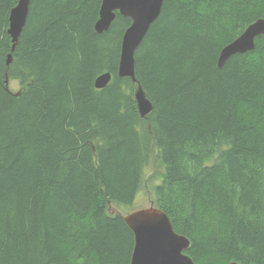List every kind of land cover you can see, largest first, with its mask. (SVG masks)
I'll use <instances>...</instances> for the list:
<instances>
[{
	"label": "trees",
	"instance_id": "1",
	"mask_svg": "<svg viewBox=\"0 0 264 264\" xmlns=\"http://www.w3.org/2000/svg\"><path fill=\"white\" fill-rule=\"evenodd\" d=\"M17 1L0 0V264H130L133 232L108 209L134 200L150 158L163 177L149 201L190 240L184 253L264 264V35L216 63L264 0H164L135 81L118 74L129 16L98 33L101 0H30L12 50Z\"/></svg>",
	"mask_w": 264,
	"mask_h": 264
},
{
	"label": "water",
	"instance_id": "2",
	"mask_svg": "<svg viewBox=\"0 0 264 264\" xmlns=\"http://www.w3.org/2000/svg\"><path fill=\"white\" fill-rule=\"evenodd\" d=\"M163 2L164 0H102V8L99 11L100 18L96 22L99 27L104 29L109 27L114 17L112 11L116 8L123 15L130 16L133 19L132 24L126 29L122 38L120 74H133L134 50L144 37L150 24L159 15ZM28 4V0H22L19 8L13 10L10 14V21L15 29L14 42L12 43L13 47L17 44V36L26 23ZM263 20L258 19L255 23L250 24L244 34L238 35L220 50L217 58L218 68H221L230 56L236 53L247 52L246 50L248 49H254V36L259 34L264 35ZM11 61L12 57L10 55L6 60V64L9 65ZM106 80L107 75H103L97 79L96 84L100 85ZM135 98L139 103V109L142 114L150 109V102L146 99L140 87H138L135 93ZM186 245L187 241L183 237L177 236L170 231L159 229L143 236L140 246L134 254L132 264H192L182 254V249Z\"/></svg>",
	"mask_w": 264,
	"mask_h": 264
},
{
	"label": "bare ground",
	"instance_id": "3",
	"mask_svg": "<svg viewBox=\"0 0 264 264\" xmlns=\"http://www.w3.org/2000/svg\"><path fill=\"white\" fill-rule=\"evenodd\" d=\"M21 1H22V0H18V1H17V4H16L14 7L11 8L10 13H9L8 29H7V31H8V33L10 34L11 38H12V43L14 42L15 29H14L13 25L11 24V21H10V14H11V12H12L13 10L19 8ZM28 1H29V4H28V13H29L30 0H28ZM101 8H102V0H101V4H100L99 11H100ZM115 10H118V11L120 12V10H119L118 8L114 9V10L112 11V12L114 13V17H115ZM120 13H121V12H120ZM121 14H122V13H121ZM159 14H160V12H159ZM158 16H159V15H158ZM158 16H157V17H158ZM114 17H113V19H114ZM129 17H130V16H129ZM99 18H100V16H99ZM99 18H98V19H99ZM130 18H131V17H130ZM113 19H112V21H113ZM260 19H263V18H260ZM112 21H111V22H112ZM263 21H264V20H263ZM96 22H97V21H96ZM96 22H95V25H94L95 30H96V31H99L100 33L103 32V31H105V30H107V29L109 28V27H108L107 29L101 28V27H99V26L96 24ZM111 22H110V24H111ZM132 22H133V19L131 18V23H130V25L132 24ZM253 23H255V22H253ZM253 23H251V24H253ZM110 24H109V26H110ZM130 25H129L128 27H130ZM128 27H127V28H128ZM248 27H249V26H248ZM248 27L243 31V33H241V35L244 34V33L246 32V30L248 29ZM127 28H126V29H127ZM125 31H126V30H125ZM125 31H124V33H125ZM21 32H22V30H21ZM21 32L18 34L17 39L19 38ZM99 32H98V33H99ZM124 33H123V35H124ZM259 35H260V34H259ZM256 36H258V35H256ZM256 36H254V42H253V43H254V46H255V37H256ZM122 38H123V36H122ZM142 39H143V38H142ZM141 41H142V40H141ZM141 41H140V43H141ZM121 43H122V40H121ZM140 43H139V44H140ZM139 44H138V45H139ZM138 45H137V47H138ZM15 46H16V45H15ZM254 46H253V47H254ZM137 47H136V48H137ZM14 48H15V47H13V45H12V50H14ZM136 48H135V50H136ZM252 49H253V48H252ZM135 50H134V52H135ZM220 50H221V49H220ZM248 50H251V49H248ZM246 51H247V50H246ZM10 55H11V57H12V54H11V53H9L8 57H9ZM133 57H134V53H133ZM120 62H121V56H120V59H119L118 74H119L120 76H130L131 79L135 81L134 71H133V74H132V75H122V74H120ZM225 62H226V61H225ZM214 63H215V61H214ZM216 63H217V61H216ZM103 75H107V80H106L105 82H102L100 85L96 84L97 79H98L99 77L103 76ZM110 80H111V73H110L109 71H106V72L101 73L99 76H97V77L95 78L94 85H95L96 88H102V87L106 86ZM5 81H6V80H5ZM141 89H142V88H141ZM142 91H143V90H142ZM143 93H144V91H143ZM152 94H153V93H152ZM144 95H145V93H144ZM145 97H146V95H145ZM1 99H3V98H1ZM146 99H148V97H146ZM148 101H149V99H148ZM149 102H150V101H149ZM149 102H148V103H149ZM142 103H143V102H142ZM149 104H150V109H148L144 114H142V113L140 112V109H139V103L137 102L138 109H139V112H140L141 115H145V114H147V113L151 110V108H152V104H151V103H149ZM161 134H162V133H161ZM163 135H164V134H163ZM164 143H165V142H164ZM164 146H165V145H164ZM108 210H109L112 214L120 213V212H119L120 210H116V209H114V207H110ZM120 214L122 215V217H123L125 223L127 224V226H128V227L132 230V232H133L134 245H133V250H132V254H131L130 264L133 263L134 254H135L136 250L139 248L143 236L148 235V234H150V233H153V232H155V231H157V230H159V229H164V230L170 231L171 233L176 234L177 236H181V237H183V238L187 241V245L182 249V254L185 255V256L191 261L192 264H196V263L193 261V259H192L189 255H187L186 253L183 252L184 250H186V249L190 246V240H189L185 235L180 234V233H177V232L174 230L173 226H172V223H171V220H170L169 216H168L163 210H161L160 208L154 206L153 203H150V205L147 206V207L136 208V209H134V210H131L130 212H127V213H124V214H123V213H120ZM232 263L239 264V263H237V262H235V261H232V262H230L229 264H232Z\"/></svg>",
	"mask_w": 264,
	"mask_h": 264
},
{
	"label": "rangeland",
	"instance_id": "4",
	"mask_svg": "<svg viewBox=\"0 0 264 264\" xmlns=\"http://www.w3.org/2000/svg\"><path fill=\"white\" fill-rule=\"evenodd\" d=\"M9 88L11 90H16L18 89V84L15 80H11L8 82ZM161 166L159 160H154L153 158H150L142 168V173H143V181L140 183L139 189L136 192L134 200L128 204L127 206H112L116 210H120V213H127L130 212L131 210H134L136 208L140 207H147L150 205V203L154 204V199L152 201H149V197L147 194L146 189H153L158 183L161 182V179L163 177L162 173H156L158 171H161ZM156 175V176H155Z\"/></svg>",
	"mask_w": 264,
	"mask_h": 264
}]
</instances>
